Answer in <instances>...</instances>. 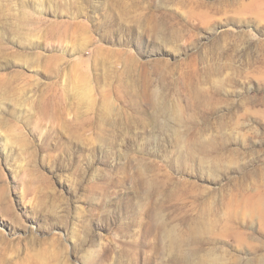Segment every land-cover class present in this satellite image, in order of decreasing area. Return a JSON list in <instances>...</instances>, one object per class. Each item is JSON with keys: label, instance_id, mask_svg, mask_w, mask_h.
Instances as JSON below:
<instances>
[{"label": "rangeland", "instance_id": "1", "mask_svg": "<svg viewBox=\"0 0 264 264\" xmlns=\"http://www.w3.org/2000/svg\"><path fill=\"white\" fill-rule=\"evenodd\" d=\"M0 264H264V0H0Z\"/></svg>", "mask_w": 264, "mask_h": 264}, {"label": "bare ground", "instance_id": "2", "mask_svg": "<svg viewBox=\"0 0 264 264\" xmlns=\"http://www.w3.org/2000/svg\"><path fill=\"white\" fill-rule=\"evenodd\" d=\"M158 225V224H157ZM169 232V231H168ZM167 233V232H166ZM166 235H169V238L173 239L172 242H176L177 241V236L175 237V233L174 232H169L168 234Z\"/></svg>", "mask_w": 264, "mask_h": 264}]
</instances>
